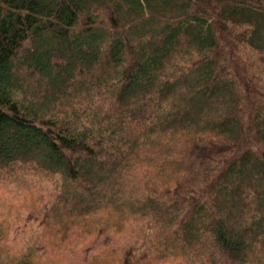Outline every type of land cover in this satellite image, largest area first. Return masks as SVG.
Wrapping results in <instances>:
<instances>
[{
    "label": "trees",
    "instance_id": "obj_1",
    "mask_svg": "<svg viewBox=\"0 0 264 264\" xmlns=\"http://www.w3.org/2000/svg\"><path fill=\"white\" fill-rule=\"evenodd\" d=\"M11 169L104 217L0 264H264V0H0Z\"/></svg>",
    "mask_w": 264,
    "mask_h": 264
},
{
    "label": "rangeland",
    "instance_id": "obj_2",
    "mask_svg": "<svg viewBox=\"0 0 264 264\" xmlns=\"http://www.w3.org/2000/svg\"><path fill=\"white\" fill-rule=\"evenodd\" d=\"M58 177L45 178L26 170L0 171V256L18 260L26 247L32 242H40V226L42 218L48 215L59 232L75 231L73 238L79 232L85 235L91 231L92 235L98 229V223L103 219L104 212L98 215L81 218L68 210H63L53 199L56 195ZM34 214L37 218L31 217ZM58 218V219H56ZM64 225V226H63ZM71 241V237L67 236ZM60 247L55 242L50 247ZM53 249V248H52ZM47 255H37L42 264H75L74 253H59L57 250ZM107 257V256H106ZM250 261L249 264H254ZM96 264H109L107 258L96 260ZM112 264V263H111ZM114 264V262H113Z\"/></svg>",
    "mask_w": 264,
    "mask_h": 264
}]
</instances>
